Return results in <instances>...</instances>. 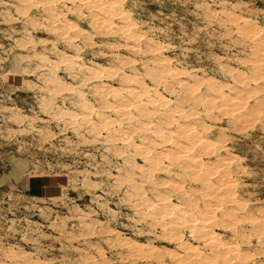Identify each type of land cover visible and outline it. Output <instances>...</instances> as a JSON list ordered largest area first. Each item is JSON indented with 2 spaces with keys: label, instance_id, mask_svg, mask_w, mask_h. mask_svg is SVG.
I'll use <instances>...</instances> for the list:
<instances>
[{
  "label": "rangeland",
  "instance_id": "1",
  "mask_svg": "<svg viewBox=\"0 0 264 264\" xmlns=\"http://www.w3.org/2000/svg\"><path fill=\"white\" fill-rule=\"evenodd\" d=\"M0 264H264V0H0Z\"/></svg>",
  "mask_w": 264,
  "mask_h": 264
},
{
  "label": "bare ground",
  "instance_id": "2",
  "mask_svg": "<svg viewBox=\"0 0 264 264\" xmlns=\"http://www.w3.org/2000/svg\"><path fill=\"white\" fill-rule=\"evenodd\" d=\"M104 125V124H103ZM206 239V238H205ZM215 240V239H214ZM210 244V243H209ZM202 246V245H201ZM206 246V245H205Z\"/></svg>",
  "mask_w": 264,
  "mask_h": 264
}]
</instances>
